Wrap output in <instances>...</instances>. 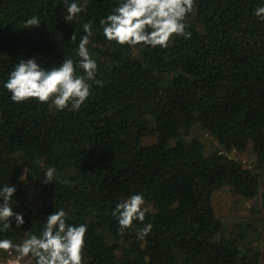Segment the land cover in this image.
I'll use <instances>...</instances> for the list:
<instances>
[{"label": "trees", "instance_id": "16d2710c", "mask_svg": "<svg viewBox=\"0 0 264 264\" xmlns=\"http://www.w3.org/2000/svg\"><path fill=\"white\" fill-rule=\"evenodd\" d=\"M81 2L85 11L67 22L62 0H0V81L21 59L48 68L75 60L91 21L89 50L103 82L74 112L13 102L0 84V183L16 186L13 211L25 220L6 235L39 232L63 207L70 222L88 225L84 264H260L241 234H225L211 197L224 186L259 197L264 224V22L253 15L261 0H196L191 38L164 49L108 42L99 21L117 0ZM33 14L40 25L25 29ZM194 128L223 150L206 152L189 138ZM147 138L155 140L144 145ZM249 144L252 168L227 155ZM49 166L56 180L43 184ZM135 192L153 211L121 233L112 210ZM146 223L153 227L141 241L136 230Z\"/></svg>", "mask_w": 264, "mask_h": 264}, {"label": "clouds", "instance_id": "9594fccd", "mask_svg": "<svg viewBox=\"0 0 264 264\" xmlns=\"http://www.w3.org/2000/svg\"><path fill=\"white\" fill-rule=\"evenodd\" d=\"M65 21H73L85 11L81 0H62ZM196 0H117L115 7L102 17L99 27L108 42L119 46L167 48L173 38L190 39L186 19L195 12ZM253 15L264 22V0L253 9ZM40 18L33 14L24 21L25 29L38 27ZM84 34L74 49L76 59L67 57L57 66L42 67L37 58L21 59L0 81L13 102L34 98L37 103L54 106L57 111H79L91 94L92 85H102L97 79L98 64L89 50L93 36L91 21L82 24ZM71 40H75L73 33ZM56 169L49 166L43 184L55 182ZM23 176V175H22ZM64 183H71L65 180ZM16 186L0 183V253L14 256L11 264H84L87 223H72L63 207L47 215L39 232L24 231L27 235L17 241L9 230L16 231L25 224L24 213L14 212ZM148 209L142 192H135L118 202L112 217L123 233L133 228L134 221L143 222ZM13 221L15 228L12 227ZM153 225L146 223L136 230L143 241Z\"/></svg>", "mask_w": 264, "mask_h": 264}, {"label": "rangeland", "instance_id": "374dc122", "mask_svg": "<svg viewBox=\"0 0 264 264\" xmlns=\"http://www.w3.org/2000/svg\"><path fill=\"white\" fill-rule=\"evenodd\" d=\"M199 139L205 146L206 152L215 148L222 151L217 142L202 132L198 128H194L189 138ZM154 138L143 140V144H151ZM230 158L241 163L243 167L252 168L255 163V155L252 146L243 151H232L227 153ZM26 174L24 170V175ZM262 190V185L259 191ZM29 208L36 210L40 208V202L34 198H29ZM211 204L216 218L222 223L225 234L234 235L239 233L243 237V241L252 249L260 253V264H264V233H263V213L259 197L251 200H244L236 195L230 187L224 186L214 191L211 197ZM145 207L149 211H153L152 205L145 202ZM5 253H0V259H3Z\"/></svg>", "mask_w": 264, "mask_h": 264}, {"label": "built area", "instance_id": "2783aa9c", "mask_svg": "<svg viewBox=\"0 0 264 264\" xmlns=\"http://www.w3.org/2000/svg\"><path fill=\"white\" fill-rule=\"evenodd\" d=\"M14 259V256H9L5 253L3 259H0V264H11V261Z\"/></svg>", "mask_w": 264, "mask_h": 264}]
</instances>
